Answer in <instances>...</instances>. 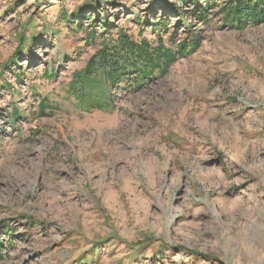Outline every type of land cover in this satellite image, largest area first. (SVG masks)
Instances as JSON below:
<instances>
[{
    "label": "rangeland",
    "instance_id": "rangeland-1",
    "mask_svg": "<svg viewBox=\"0 0 264 264\" xmlns=\"http://www.w3.org/2000/svg\"><path fill=\"white\" fill-rule=\"evenodd\" d=\"M192 1L0 0V264H264V22ZM138 18L201 47L80 112L68 86L108 36L158 46Z\"/></svg>",
    "mask_w": 264,
    "mask_h": 264
},
{
    "label": "trees",
    "instance_id": "trees-1",
    "mask_svg": "<svg viewBox=\"0 0 264 264\" xmlns=\"http://www.w3.org/2000/svg\"><path fill=\"white\" fill-rule=\"evenodd\" d=\"M183 5L189 4L190 0H179ZM194 8L191 17H196L200 23H208L211 10L215 9L213 3L207 0L206 6L192 1ZM165 9V4L159 5ZM164 11V10H163ZM219 13L226 19V23L234 29H240L246 22L259 24L264 22V0H229L226 7L221 8ZM177 17H185L183 12L178 11ZM102 21V26L108 24L106 16L98 17ZM137 24L144 23V26L151 27L154 35L159 36L158 46L147 39L134 41L133 37L124 32L117 33V40L113 36H108L107 45L99 51L87 64L82 72L76 73L68 86L67 94L77 100L76 109L80 112L103 111L109 109L111 105V89L115 84L121 82H131L137 88L151 82L158 75L166 73L181 58L195 54L201 47L199 38L185 39L180 41L171 50L164 45L162 37L167 33L169 24L166 20H156L153 24L149 20L138 18ZM144 21V22H142ZM157 25V26H156ZM109 34V33H108ZM90 40H94V34H90ZM107 36V34H106ZM112 38V39H111ZM21 48L25 43V38H20ZM15 62V58L11 61ZM131 73L134 74V77ZM50 77L56 78L53 72ZM48 100L41 104V115L45 116L49 111ZM20 115L15 114L13 121H17Z\"/></svg>",
    "mask_w": 264,
    "mask_h": 264
}]
</instances>
